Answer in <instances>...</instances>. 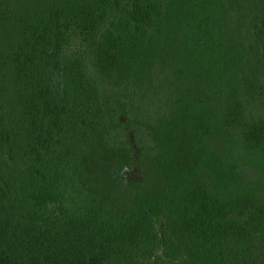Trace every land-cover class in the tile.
I'll list each match as a JSON object with an SVG mask.
<instances>
[{"label":"trees","instance_id":"16d2710c","mask_svg":"<svg viewBox=\"0 0 264 264\" xmlns=\"http://www.w3.org/2000/svg\"><path fill=\"white\" fill-rule=\"evenodd\" d=\"M0 264H264V0H0Z\"/></svg>","mask_w":264,"mask_h":264},{"label":"rangeland","instance_id":"374dc122","mask_svg":"<svg viewBox=\"0 0 264 264\" xmlns=\"http://www.w3.org/2000/svg\"><path fill=\"white\" fill-rule=\"evenodd\" d=\"M124 80L128 89L139 95L138 99L132 100V104L134 107H139L141 112H144L145 105L152 106L153 103L158 102L160 76L155 72H151L148 76H143L138 64H130V67L125 70ZM142 96L144 102L141 104L139 99Z\"/></svg>","mask_w":264,"mask_h":264}]
</instances>
